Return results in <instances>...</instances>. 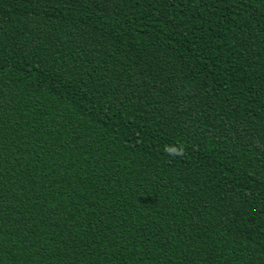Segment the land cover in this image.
<instances>
[{
    "label": "trees",
    "instance_id": "16d2710c",
    "mask_svg": "<svg viewBox=\"0 0 264 264\" xmlns=\"http://www.w3.org/2000/svg\"><path fill=\"white\" fill-rule=\"evenodd\" d=\"M0 264H264V0H0Z\"/></svg>",
    "mask_w": 264,
    "mask_h": 264
},
{
    "label": "clouds",
    "instance_id": "9594fccd",
    "mask_svg": "<svg viewBox=\"0 0 264 264\" xmlns=\"http://www.w3.org/2000/svg\"><path fill=\"white\" fill-rule=\"evenodd\" d=\"M164 151L169 155V156H172V157H175V156H178V155H181L183 152H184V148L182 145L180 146H166Z\"/></svg>",
    "mask_w": 264,
    "mask_h": 264
}]
</instances>
